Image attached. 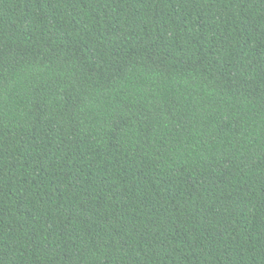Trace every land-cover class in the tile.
I'll return each mask as SVG.
<instances>
[{"label":"trees","instance_id":"trees-1","mask_svg":"<svg viewBox=\"0 0 264 264\" xmlns=\"http://www.w3.org/2000/svg\"><path fill=\"white\" fill-rule=\"evenodd\" d=\"M0 264H264V0H0Z\"/></svg>","mask_w":264,"mask_h":264}]
</instances>
